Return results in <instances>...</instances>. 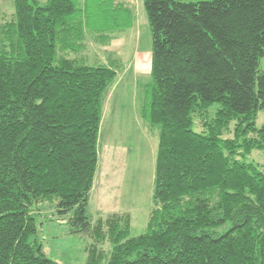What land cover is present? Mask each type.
I'll return each instance as SVG.
<instances>
[{"label": "trees", "instance_id": "obj_1", "mask_svg": "<svg viewBox=\"0 0 264 264\" xmlns=\"http://www.w3.org/2000/svg\"><path fill=\"white\" fill-rule=\"evenodd\" d=\"M46 1L15 0L16 20L0 27V264H59L35 238L40 206L93 240L87 264H264V173L247 161L264 152V0H143L153 84L141 117L159 128V148L154 210L137 237L129 213L91 216L104 107L125 66L115 51L97 66L86 56L88 35L112 45L134 11L126 0Z\"/></svg>", "mask_w": 264, "mask_h": 264}, {"label": "rangeland", "instance_id": "obj_2", "mask_svg": "<svg viewBox=\"0 0 264 264\" xmlns=\"http://www.w3.org/2000/svg\"><path fill=\"white\" fill-rule=\"evenodd\" d=\"M82 1V0H81ZM192 2L198 0H184ZM15 0H0V27L4 22L16 20ZM46 5V0H40ZM134 11V25L116 34L117 40L108 47L97 44L88 35L89 65L97 66L98 59L105 61L110 51L122 58L125 71L110 88L105 103L101 127L99 168L95 190L90 201L91 216L96 220L111 212L129 213L132 219L131 236L143 235L148 230L154 210L156 159L159 148V128L152 127L142 117L145 88L153 84L151 76L152 33L143 0H126ZM120 23H126L121 20ZM94 28V27H93ZM1 49V48H0ZM264 74V58L260 62ZM216 104L210 108L214 113ZM264 125V110H260L257 129ZM195 131L203 132L201 120L195 119ZM234 123L225 134L232 139ZM248 162L258 164L264 173V152L254 151ZM37 215L36 239L45 256L59 264H87L89 247L93 240L88 235L71 234L70 214L62 216L55 207L40 206ZM102 213V214H100ZM232 228L230 223L217 229L223 235ZM100 249L108 256L113 245L106 243ZM108 257L103 264H107Z\"/></svg>", "mask_w": 264, "mask_h": 264}, {"label": "crops", "instance_id": "obj_3", "mask_svg": "<svg viewBox=\"0 0 264 264\" xmlns=\"http://www.w3.org/2000/svg\"><path fill=\"white\" fill-rule=\"evenodd\" d=\"M95 180H96V178H95ZM94 190H95V185H94V188H93V191H92V193H91V197H92V194L94 193ZM91 212V211H90ZM115 213H119V212H111V214H115ZM100 214H102V213H100ZM102 215H110V214H102Z\"/></svg>", "mask_w": 264, "mask_h": 264}]
</instances>
